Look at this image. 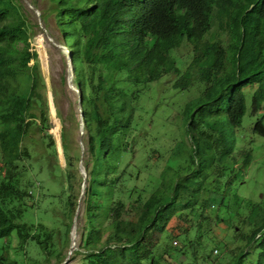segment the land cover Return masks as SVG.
Listing matches in <instances>:
<instances>
[{"label":"trees","instance_id":"obj_1","mask_svg":"<svg viewBox=\"0 0 264 264\" xmlns=\"http://www.w3.org/2000/svg\"><path fill=\"white\" fill-rule=\"evenodd\" d=\"M29 2L40 12L44 28L48 32L54 28L56 35L50 33L54 41L70 52L72 82L82 97L87 173L81 199L87 225L82 264H161L166 255L180 254L188 256L186 264H264V205L238 196L233 203L223 195L200 199L199 185L189 190L174 181H165L147 194L143 178L152 147L145 116L148 108L146 101L140 102L141 92L163 76H176L173 87L180 91L200 85L198 98L182 111L183 129L193 143L191 160L199 165L196 172L211 169L209 176L220 186L231 187L237 176L226 172H233L235 164L226 168L217 159L231 158L236 149V139H226L224 127L242 125L248 95L250 114H263L252 121L253 134L264 137V0H47L46 9L39 7V0ZM27 14L23 0H0V264H60L66 257L62 248L69 244L80 194L73 186L80 160L79 116L73 110L77 99L72 102L68 94L67 75L60 80L65 86L62 92L53 79L51 92L65 166L61 171L54 137L48 133L52 126L45 81L36 52L27 46L34 37ZM184 42L192 56L182 72L178 51ZM49 48L57 53L51 43ZM51 53L48 50L53 68ZM32 130L40 133L44 144L43 152L37 154L39 166L31 162L25 143ZM134 156L140 159L139 169L126 175L123 170L117 176L118 165ZM250 159L247 151L237 169L240 173ZM40 172L58 180L64 196L59 214L48 210L50 217L28 222L24 214L37 205ZM121 175L122 197L114 200ZM130 180L133 186L126 185ZM191 183L190 178L186 184ZM43 195L47 196L45 190ZM135 204L141 210L133 221ZM212 208L220 214L246 212L250 233H238L233 227L236 239L244 243L238 252L227 249L232 236H224V244L213 237L203 243L205 233L191 238V227L185 223L173 227V238H179L185 252L152 241L155 232L167 233L175 216L197 222L191 225L198 229L202 221L207 223V211ZM215 218L223 222L221 216ZM42 221L56 226L49 228ZM105 222H115L116 227L102 242ZM14 240L15 257L10 258L7 254ZM220 247L222 256L215 257Z\"/></svg>","mask_w":264,"mask_h":264},{"label":"rangeland","instance_id":"obj_2","mask_svg":"<svg viewBox=\"0 0 264 264\" xmlns=\"http://www.w3.org/2000/svg\"><path fill=\"white\" fill-rule=\"evenodd\" d=\"M46 1L47 0H39V7H41L42 9H46ZM25 8L26 12L28 13L27 19L32 25V32L34 33V37L30 40H27V46L30 48V52L35 51L37 54V59L39 60L40 69L46 86L52 126L51 129L48 130V133L53 138V130L55 128V135L59 138V122L56 118L51 86L54 79L55 86L58 87L59 91L62 92L63 90H65V86L60 84V80L61 78L65 79V76L67 75L66 54L60 48L55 47L51 42L50 43L57 50V53L53 49L49 48L50 43L45 33L40 29V27H35L36 24L38 25V19L36 15L26 5ZM48 21H51V17ZM50 33L56 35V32L52 26L50 28L49 34ZM56 44L60 47H63L62 43ZM41 50L43 51L45 57L44 65ZM48 50H51L52 52L51 59L53 62V68H51ZM178 52L180 58L178 66L183 72L191 60V47L184 42ZM33 62L34 60L31 58L30 65ZM175 80L176 76L174 75L163 76L156 82L149 84L148 87L144 91H142L140 95V102L143 104L144 101H146L145 106L148 108V114H145V116L149 122V131L151 136L150 147H152L147 158L146 172L148 174L143 178L147 194H151L154 191L153 188H156L157 186H163L165 184V181H174L180 185L185 186V188L189 190L199 185L201 191L197 194V198L200 199H202L203 197L212 198L214 196H217V198H219L221 195H223L227 197V199L231 203H233L235 197L238 196L243 197L246 201L250 200L254 204L260 203L264 205V137L253 134L252 131L253 122L256 119L261 118L263 114L257 113L254 116L250 114V99L248 95L246 103L247 112L243 118L242 125L240 127H231L227 125L224 127L226 139H228L229 136H233L236 139V149L234 150V153L230 155L231 158L226 159L225 156L221 155V158L217 159V163H220V165L225 166L226 168H233L235 164L234 168L232 169L233 172L227 171L226 174L231 176H233L234 174L235 176H237L235 177V180L233 181L231 187L227 186L226 188H224L223 185L220 186V181L214 179L213 176H209L214 172L213 170L210 169L205 172L199 170L198 172H196L195 169H197L199 165L195 162L194 158L193 160H191L192 153L190 152V148L192 147L193 143L183 129V123L186 120L183 117L182 111L187 103H192L196 98H198L202 88L200 85L195 84L194 87H191L184 91H180L173 87ZM66 87L70 91L67 92L68 94H70L69 96L71 98V101L75 102L76 94L72 90H70L68 81L66 82ZM73 110L75 113L77 112L75 104ZM262 111L264 112V110ZM76 137L78 142V138H80L79 132L76 133ZM25 143H27V148L31 154V162H34L37 166H39L42 162L37 159V154L43 152L44 150V144L40 140V133L37 130H32L29 138L26 139ZM247 151H250L251 159L247 168H244L240 173V171L237 169L241 166L243 156ZM58 160L60 163V170L64 171L65 166L62 158V153H58ZM130 160L131 161H129V159H124L122 164L118 165V172L116 173V175L123 170H126V175L127 173H135V171L139 169L140 159L134 156V158H131ZM24 164L26 166V161L24 162ZM88 170H91V164H89ZM41 175L42 187L40 191H38L37 205L34 209H30L24 214V220L28 222H40L43 218L50 217L48 210H51L53 214H59L61 197L64 196L62 185L58 182V180L50 177V175L44 172H40L39 176ZM74 177L75 179L73 181V186L76 192H78L80 190L82 178L79 175V172L78 174H76V176L74 175ZM190 178L192 181L191 185L186 184L188 183V179ZM232 178L234 179V177ZM224 179L227 180L228 176H224ZM36 180L38 181L37 176ZM133 180H130V182L126 185L130 184L133 186V184H135ZM123 181L124 177L121 175V179L118 181L119 183H117L116 193L115 195H113L114 200L122 197V195L120 194V189L124 188V185L122 184ZM136 184L137 188L139 189L140 182H136ZM44 190L47 196L43 195ZM209 191L211 192L208 193ZM223 191L224 193H222ZM184 197L188 198V194L184 195ZM133 198L135 199V196ZM144 198H147V195H144ZM129 206L130 204H128V207ZM133 207L135 210V215L133 216L134 221L138 212L141 210V205L135 204L133 205ZM198 207L199 205L195 206L196 212L198 211ZM183 214L186 216L188 214V211H183ZM207 214L209 216L207 223L205 224V222L202 221L200 223V227L196 230L195 228L192 229V225L195 226L197 222H192V224L185 219L175 216L167 226V233L159 235L157 232H155L152 235L151 239L153 242H157L162 246L165 244L166 249H168L170 246L172 247V249H174L175 247L177 250L185 252L183 249H180L183 244L180 242L179 238H173L176 235V233L173 231V227L177 224L185 223L186 225H190L191 227V238H195L200 234L205 233L204 238L202 239L203 243L215 238L220 240L222 244H224L225 241H223V237L228 236L229 238L232 236V241L228 242L227 245V249L229 251L236 253L244 247V243L237 240L236 235L233 234V227L235 226L234 229H237L238 233L240 231L245 234L250 233L251 227L246 225L247 214L245 211L242 210L239 214H236L231 210L230 214L226 212L220 214L218 209L212 208L207 211ZM217 215L222 217L223 220L221 221L223 222H216L215 217ZM41 223L45 224V226L49 228L52 226H56V224L52 225V223L49 221H42ZM115 227V222H105L103 224L101 239L102 242H104L107 234ZM86 229V215L84 212V207L81 203L76 229L77 242L75 250L67 264H82L81 260L85 250L81 245L84 238L83 234L86 233ZM174 242L176 244H174ZM69 245L70 241L68 246L62 248V252L64 254H67ZM16 246L17 241H12L9 247V253L7 254L8 257H15L13 248H16ZM206 250L207 253L210 252L209 246L206 248ZM223 251V248H217L216 251H214L213 255L215 257H220L222 256ZM75 252H78V254H74ZM251 256L253 257L254 254L252 253ZM185 257L187 258L188 256H182L180 254L177 256L171 255L169 257L166 255L164 257V262H169V264H186L187 261H185ZM18 259L21 261L22 257L18 256ZM54 262L55 260L53 259L52 263ZM164 262L161 264H164ZM210 264H212V262Z\"/></svg>","mask_w":264,"mask_h":264},{"label":"water","instance_id":"obj_3","mask_svg":"<svg viewBox=\"0 0 264 264\" xmlns=\"http://www.w3.org/2000/svg\"><path fill=\"white\" fill-rule=\"evenodd\" d=\"M23 2L36 15V17L38 19V26L45 33L48 41L51 42L55 47L63 50V52L66 54L68 85H69L70 90H72L76 94V99H77V112H78V116H79V135H80V138L78 140V144H79V148H80V160L78 163V172L82 178V183H81L79 198L77 201V207L75 209L73 221H72L69 249L67 251L65 259L63 260L62 263H60V264H67L70 260V257L72 256L74 250H75V246H76V242H77L76 229H77L78 214H79L80 207H81V199L83 197V194L85 192L86 185H87V173L83 167L84 144H83L82 136L84 134V123H83V112H82V97L80 95L79 90L77 88H75V86L73 85V82H72V80H73V68H72V61H71L70 52L68 51V49L66 47L58 46L55 43V41L53 40L52 36L49 34V32L42 26V23L40 21V12L35 7H33L28 0H23ZM55 139H56L55 140V147H56L57 153H61L59 138L57 136H55Z\"/></svg>","mask_w":264,"mask_h":264},{"label":"bare ground","instance_id":"obj_4","mask_svg":"<svg viewBox=\"0 0 264 264\" xmlns=\"http://www.w3.org/2000/svg\"><path fill=\"white\" fill-rule=\"evenodd\" d=\"M38 45H40V44H38ZM41 55H42V59H43V64H45V60H44L45 57H44V54H43V51H42V50H41ZM53 131H54V132H53V133H54L53 137H54V140H56V139H55V136H56V135H55V131H56V129L54 128Z\"/></svg>","mask_w":264,"mask_h":264},{"label":"built area","instance_id":"obj_5","mask_svg":"<svg viewBox=\"0 0 264 264\" xmlns=\"http://www.w3.org/2000/svg\"><path fill=\"white\" fill-rule=\"evenodd\" d=\"M174 244H176V243L174 242Z\"/></svg>","mask_w":264,"mask_h":264}]
</instances>
